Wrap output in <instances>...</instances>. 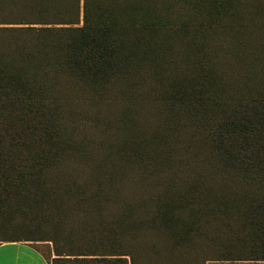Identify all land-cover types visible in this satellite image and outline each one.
Instances as JSON below:
<instances>
[{
    "label": "trees",
    "instance_id": "1",
    "mask_svg": "<svg viewBox=\"0 0 264 264\" xmlns=\"http://www.w3.org/2000/svg\"><path fill=\"white\" fill-rule=\"evenodd\" d=\"M2 242L264 261V0H0Z\"/></svg>",
    "mask_w": 264,
    "mask_h": 264
},
{
    "label": "crops",
    "instance_id": "2",
    "mask_svg": "<svg viewBox=\"0 0 264 264\" xmlns=\"http://www.w3.org/2000/svg\"><path fill=\"white\" fill-rule=\"evenodd\" d=\"M0 264H50L32 244L26 242L0 243ZM197 264H258L255 261H211Z\"/></svg>",
    "mask_w": 264,
    "mask_h": 264
},
{
    "label": "rangeland",
    "instance_id": "3",
    "mask_svg": "<svg viewBox=\"0 0 264 264\" xmlns=\"http://www.w3.org/2000/svg\"><path fill=\"white\" fill-rule=\"evenodd\" d=\"M35 246H36V248H38V250H41V252H45V253H43L44 255H48V257H49L48 247L46 245L39 244V245H35ZM48 257L46 256V259ZM47 261H48V259H47ZM256 262L258 264H264V261H256ZM65 264H71V263H65Z\"/></svg>",
    "mask_w": 264,
    "mask_h": 264
},
{
    "label": "bare ground",
    "instance_id": "4",
    "mask_svg": "<svg viewBox=\"0 0 264 264\" xmlns=\"http://www.w3.org/2000/svg\"><path fill=\"white\" fill-rule=\"evenodd\" d=\"M188 60V59H187ZM184 61V60H183ZM248 61V60H247ZM160 65H161V63H160ZM219 65V64H218ZM170 66V65H169ZM166 67V66H165ZM232 69V68H231ZM160 71V70H159ZM227 73V72H226ZM191 157V156H190ZM191 160V159H190ZM191 162V161H190ZM193 166V165H192ZM198 166V165H197ZM187 171H189V170H187ZM194 172V171H193ZM187 173V172H186ZM191 173H192V171H191ZM203 173V172H202ZM183 175H185V174H183ZM191 175V174H190ZM202 175V174H201ZM128 176V175H127ZM183 177V176H182ZM189 177V176H188ZM185 180V179H184ZM181 181V180H180ZM188 181V180H187ZM109 183V182H108ZM135 185V184H134ZM135 189V188H134ZM118 193V192H117Z\"/></svg>",
    "mask_w": 264,
    "mask_h": 264
}]
</instances>
